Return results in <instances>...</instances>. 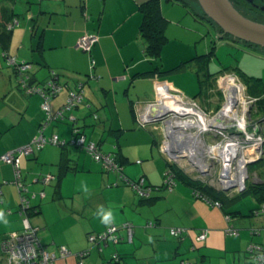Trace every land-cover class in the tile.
I'll use <instances>...</instances> for the list:
<instances>
[{"label": "crops", "instance_id": "0c3cea01", "mask_svg": "<svg viewBox=\"0 0 264 264\" xmlns=\"http://www.w3.org/2000/svg\"><path fill=\"white\" fill-rule=\"evenodd\" d=\"M145 1L0 0V9L5 7L12 11L19 21L11 30L8 41L3 47L0 45V93L3 92L0 94V157L28 145L48 118L47 112L41 109L43 96H25L18 88L16 77L8 68L7 57L32 63L31 75L39 83L47 80L49 71L53 70L63 88L49 102L53 120L46 125L45 137L56 136L59 141L70 142V117H76L85 136V145H97L98 151L115 160L119 169L106 171L84 147L72 145L64 147V157L62 148L54 145L19 157L21 180L27 189L25 196L34 209L32 214L23 216L38 229L36 236L41 245L56 255L52 264H247L248 246H264V215L251 214L261 204L249 196L253 200L249 204V213L242 214L244 210L239 208L229 223L237 234L228 236L223 220L225 214L220 207L200 200L179 181H175L171 191L165 188L168 160L161 151V139L156 141L151 135L154 129L150 125L142 126L137 119V113L154 101L155 88L160 83H168L181 95L195 99L207 112L216 110L221 99L211 100L209 93L216 94L217 91L210 81L203 85L206 93L203 95L197 76L196 80L191 79L185 66L173 70L196 58L195 54L188 60L176 57L168 63H164L163 58L154 61L144 54L138 30L142 20L139 5ZM159 2L162 15L168 20L166 46L171 35L178 36L171 26H175L180 18L189 29L176 25L179 35L194 33L195 24L199 29L196 21L202 19L192 9H189L194 18L191 20L185 12V5L169 0ZM213 29L221 36L215 27ZM84 34L96 37L89 55L76 47ZM217 39L231 41L223 36H217ZM182 46L184 50H191L186 44ZM255 50L264 56V49ZM257 60L261 61L255 57L250 68H238L239 75L244 77L240 76L243 82L246 76L252 77V72L259 69ZM92 62L94 68L90 69ZM90 74L97 77L95 81L88 80ZM208 74L216 75L210 70ZM186 80L192 84H187ZM79 83H83L82 104L70 113L63 112L62 118L56 117L66 102L68 90H74ZM159 158L164 161L162 165ZM177 166L187 173L184 166ZM45 175L56 178L49 177L46 183L43 181ZM77 177H84L89 181L87 185L98 187L97 191L95 187L90 190L87 197L79 192L85 198L82 206L74 201L71 205L63 202L75 196L76 192L71 194L69 190ZM138 179H143L152 189L149 197L141 198L124 183V180ZM13 181L12 166L0 162V211L5 213L8 221L7 225L0 224V264H6L1 248L5 236L24 229V217L19 213L20 193ZM164 190L165 200L170 203L167 211L176 219L171 226H164V215L147 213L149 207H157ZM32 194L35 196L31 197ZM240 199L229 201L227 209L229 204ZM176 201L187 204L183 213L179 212ZM216 208L219 212L214 210ZM102 210L112 211V223L105 225L101 222ZM193 212L199 214L197 220L195 214L190 217ZM244 217L251 223L241 220ZM126 224L131 225V230L125 227ZM110 225L117 228V243L109 242L101 251L88 243V235L102 233ZM171 229L183 230L182 236L177 237L178 242L167 237ZM203 233L205 239L199 241L198 237ZM61 247L70 252L69 257H59ZM86 251V256H79ZM114 256L118 263L112 261Z\"/></svg>", "mask_w": 264, "mask_h": 264}, {"label": "built area", "instance_id": "2783aa9c", "mask_svg": "<svg viewBox=\"0 0 264 264\" xmlns=\"http://www.w3.org/2000/svg\"><path fill=\"white\" fill-rule=\"evenodd\" d=\"M17 25L18 23L14 21L11 26ZM95 42L96 37L84 34L77 41L76 47L89 52ZM8 63L14 65L22 75H25L24 72L29 68L23 63L16 65L12 57L8 58ZM25 80L26 78L20 80L22 90L26 95L43 96L41 109L47 112L48 118L47 123L38 128L37 134L28 145L0 157V162L12 166L13 183L20 193L19 213L21 216L26 214L29 201L25 196L27 189L21 180L19 157L30 155L46 145L63 146L66 144L64 141H59L56 136L45 137L46 125L53 120V116L49 113V98L41 89L29 87ZM90 80H94V77L91 76ZM50 84L48 83L49 86ZM51 88L52 95L59 91V88L54 89V85ZM214 88L220 94L219 106L216 110L207 112L199 106L195 99L181 95L168 83H160L155 88L154 101L146 104L137 113V119L142 126L150 125L154 131L157 130H155L156 125H159L160 148L169 165L177 166L178 159H186L188 170L198 174L202 180H208L210 187L224 192L226 196H231L229 193L233 191V196H235L246 188L250 165L264 157V113L259 118H253V113L258 111V100L248 94L245 84L236 74L218 75ZM81 101V94L70 93L66 105L56 117L62 118L63 112L70 110ZM156 120L159 121L153 123ZM70 121H74L73 117H70ZM72 134L75 139L71 143L84 147L87 153L95 161L100 162L106 171H118V165L109 156L101 155L94 144L85 145V137L79 134L78 129L74 128ZM49 177H44L43 181L47 183L51 178ZM164 178L165 188L171 191L175 185V178L168 166ZM131 187L140 197L145 198L149 197L152 191L145 185L143 179L132 182ZM34 196V194L31 195V197ZM213 206L220 207V204L214 203ZM254 214L255 216L264 215V202L254 211ZM23 217V231L9 233L2 241L1 248L6 264H52L56 256L50 254L41 245L36 236L38 229L29 224L27 217ZM230 221L231 218L226 216L228 223L226 234L235 236L237 233L229 224ZM125 227L131 230L130 224H126ZM182 232V229H171L170 235L179 237ZM204 239V233L198 237L199 241ZM118 240L117 228L114 225L108 226L102 233L87 236L88 243L98 247L100 251L109 242L117 243ZM246 252L247 264H264V246L251 244ZM87 254L88 251L80 253L79 256ZM67 256H70V252L61 247L59 257ZM112 261L117 262V258L114 256Z\"/></svg>", "mask_w": 264, "mask_h": 264}, {"label": "trees", "instance_id": "16d2710c", "mask_svg": "<svg viewBox=\"0 0 264 264\" xmlns=\"http://www.w3.org/2000/svg\"><path fill=\"white\" fill-rule=\"evenodd\" d=\"M169 1L173 2V3L174 2L181 3V4L185 5V6L188 5V3L185 2L186 0H169ZM139 11L141 13L142 20H141V23H140V26H139L138 34H139V37L142 40V44H143V48H144V54L148 58H150V59H152L154 61H159L161 59L162 49H163L164 45L168 42V38L166 36V28L168 26V20L162 15L161 6H160L159 0H146L145 2H143V3H141L139 5ZM200 16L202 17L201 19H203L204 21L209 23V21L205 18V15H204L203 12H201V10H200ZM14 21H16L17 23L19 22L17 17H16V15L12 11L7 10L5 7H2L0 9V45H1V47H3L5 42L8 41L10 33H11V30L15 27V26H11ZM209 24L211 25L212 23L210 22ZM216 30H217V32L220 35L222 34V32L220 30H218L217 27H216ZM223 38H227V39L229 38L230 39V37H228L227 35L223 36ZM95 43L91 46L89 52L82 51L81 49H78V51H81L82 53L89 55L90 52H91V49L93 48ZM242 44L244 46L252 48V50L256 51L255 49L257 47L248 46V45H246L244 43H242ZM212 48H214V47H212ZM257 49H260V48H257ZM3 54H5V53H3ZM209 55H211V52L208 53V54H205V55L198 56V57H196V58H194V59H192V60H190V61H188L186 63H183L182 65L177 66L173 70L182 69V67H184L186 64H188L191 61L195 62L197 64L196 75H197V78H198V82L200 84V90H201L200 94H202V91L205 88L204 86H206V83L208 81H210V83L212 84V87L215 86L216 77L218 75H220V74H223V73H234L243 82V80L240 77L241 75H239L240 74L239 73L240 69H238L237 67H232V69L231 68L230 69L229 68H225V69H222L221 71H219L216 75H209L208 74V69H207V62H208ZM8 58L9 57H7V60H6L8 68H10L13 71V73L15 74L16 80L18 81L19 79L21 80V79H25L26 78V80H25L26 84L29 87H34V88L41 89L44 92L45 96H47L49 98V102L56 94H58L62 90L63 86L61 84H59L58 75H57V73L55 71L50 70L49 71V78L47 80H45L43 83H39L31 75L32 63L25 62V61L18 62L14 58L15 62H16V65L17 64L19 65V64L23 63V64L29 66L28 70L26 72H24L25 75H22V74L19 73V70H17L15 68L14 65H10L8 63ZM90 61H93V60H90ZM157 67H159V66H157ZM93 68H94V64L90 63V69H93ZM155 70L156 69H154V71ZM235 71H237L238 73L235 72ZM163 72H166V71H163ZM91 75L92 74H90V77H91ZM87 76H89V74ZM90 77H87L88 80H90ZM96 78L97 77L95 76L94 80H91V81H95ZM245 78H246L244 80L245 83L244 82L243 83L245 84V86L247 88L248 94L251 97H253V98L258 100L257 101V108L260 111L264 110V83L262 82L261 79H258V78H255V77H247L246 76ZM199 79H202L203 81H200ZM20 80L18 81V88L24 93V91L21 88ZM48 83H51L50 86L48 85ZM82 84L83 83L77 84V88H75L74 90L69 89L68 90V94H67V99H68V96H69L70 93L81 94L82 95V89H81ZM52 85H54V87H55L54 89L59 88V91L56 92L53 95L51 94V91H52L51 86ZM35 95H39V94H35ZM25 96H28V95L25 94ZM67 99H66V102H67ZM83 99H84V97H82V100ZM66 102H65L64 105H66ZM81 104H82V101L77 103L75 106H73L67 112L70 113V112L74 111ZM73 120L74 121L71 124L72 125V130L74 128L78 129L79 134H82V131H81L80 127L76 123L77 118L73 117ZM74 139H75L74 135L72 134V138L70 139V142L64 144L63 146H59L63 150L62 151V156L63 157L65 156V153H66L65 149H64V147L66 145H72V146L78 147L75 143H71ZM46 146H44V147H46ZM95 146L97 147V145H95ZM42 149H44V148H42ZM41 150H39V151H41ZM97 150H98V147H97ZM98 152L101 155H103L100 151H98ZM103 156H105V155H103ZM113 161H115V160H113ZM65 164L66 163L63 160L64 168L66 167ZM167 166L172 170V172L174 174L175 181H179V182L185 184L186 186H188L192 190L194 195L197 198H199L200 200H202V201H204V202H206V203H208V204H210L212 206L214 205V203H219L220 204V209L223 211L225 216H229L230 218L231 217H236V212L228 211V209L226 207V204L229 201H233L234 199L242 198V197L248 195V196L253 197L259 204L264 202V183L247 182L246 183V188H245V190L242 193L237 194V195L233 196V198L231 197L229 199L227 196L225 197V195H223V193H221L219 191H216L212 187H210V185H208L206 181L195 179L191 175L185 174L176 165L167 164ZM255 167H256V169L258 168L260 172L262 171V173L260 174V177L264 176V157L260 161L250 165V167L248 168V171L251 173V171ZM137 181H124V183L129 185V186H131L132 182H137ZM135 193L137 194L136 191H135ZM141 198H145V197H141ZM255 210L251 211L252 215H254V211ZM32 212H34V209L29 206L27 208V210H26V213L28 215H30V214H32ZM169 235H170V231H169ZM175 238H177V237H175ZM178 238H180V237H178ZM96 248L98 249V247H96ZM247 259H248V256H247ZM118 262H119V260H117V263Z\"/></svg>", "mask_w": 264, "mask_h": 264}, {"label": "rangeland", "instance_id": "374dc122", "mask_svg": "<svg viewBox=\"0 0 264 264\" xmlns=\"http://www.w3.org/2000/svg\"><path fill=\"white\" fill-rule=\"evenodd\" d=\"M185 2L188 3L187 7L185 6V8H186L185 12L187 13V16L189 17V19L190 18H191V20L194 19L191 11L189 9H192L195 12L196 16L202 18L200 16V8H199L196 0H186ZM181 20H182V18H180L177 21L176 25L179 28H182V29L186 28L188 30L189 28L187 27L185 21H181ZM196 22H197V24H199V26H198L199 29L196 28V24H195L194 25L195 31H193L194 33H191V34L188 33L187 35H179V30H178L177 26L176 25L171 26V29H175V32H176V34H178V36L174 37V35H171L172 39L169 41V44H167V46L164 45L166 47H163L162 53H161V58H163L164 63H168L170 60H172L173 58H176V57L178 59L183 58L181 60L184 61V60H188V58H191L190 56L196 55L198 57V55L201 56V55H205V54H208L211 52V55H209V58H208L207 68H208V70H210L211 74H217L219 71H221L222 67L228 68V66H229V67L240 68L241 66H243L246 68H250L251 62L254 61V58L256 57V58L261 60V61L257 60L259 63L258 66H260V67H259V69H255V71L252 72L254 74V75H252V77L261 78L262 82H264V56L261 53H259L258 51H253L249 47L246 48V46H244L242 43H238V42L234 43L230 40L225 41L223 39L218 40L217 35L213 29L214 27L212 25L203 21V19L201 21H196ZM260 23L264 24V20L260 21ZM187 24H188V22H187ZM175 38H178L180 41L176 40ZM189 43H191V45ZM182 44H186L192 51L191 50L190 51L184 50V47L182 46ZM212 47H214V48H212ZM178 59H176V60H178ZM185 66H186L185 70L187 71L186 72L187 75H189V77H191V79L196 80L197 64L195 62L191 61L188 64H186ZM3 68L8 69L6 67H3ZM241 77H243V76L241 75ZM199 80L203 81L202 79H199ZM18 81L16 82V85H18ZM196 82L197 81H195V83ZM186 83L192 84V82L190 80H186ZM206 85H207V83H206ZM2 93H0V94H2ZM202 94L205 95L206 93L203 91ZM209 96L212 97V99H211L212 101L216 100V98L219 99V97H220V95L219 94L217 95V93L216 94L209 93ZM263 113H264V110H262V111L259 110L257 112H254L253 118H256V117L259 118L263 115ZM155 130L156 131H154L151 135L153 137H155V139H157L156 141L159 142L161 139L159 125H156ZM160 159L161 158H159V164L162 165L164 163V161L162 159L161 160ZM161 161H162V163H161ZM186 162H187L186 159H178L177 164L179 166H182V167L184 166L183 164H185V166H184L185 171L189 175H191L195 179L202 180L198 174L193 173L191 170L187 169ZM189 164H190V162H189ZM181 171H183V170H181ZM261 173H262V171L260 172L258 168L256 169V167L253 168L251 173L248 171L247 182L264 183V176L260 177ZM87 181L88 180L85 179L84 177H82V178L77 177V179L74 180L75 185L70 184V190H69V191H71L70 192L71 194H72V192H74V193L76 192L75 196L72 195L71 197H69L70 199L68 201L63 200V202L71 205L74 201V204L82 206L84 204L83 202H84L85 198L82 197L81 193H79V192H82V194L85 195V197H87V196H90L91 191H93L94 190L93 188L95 187L94 185H87L86 184ZM203 181H206L208 185H211L210 182L208 183V180H203ZM97 189H98V187H95V191H97ZM165 193H166V191L164 190L162 193L163 198L159 199L156 203L157 207H155L156 205L154 207H149V209L147 210V213H150V214L160 213L159 216H161V217L164 215V221H165L164 226H171L172 223L176 222V219L174 218V216L172 214H170L169 211H167V210H169L170 203L167 200H165L166 199ZM229 194L231 196H233L234 192L231 191ZM177 202L178 201H176L175 203H177ZM201 203H203V202H201ZM250 203H253L252 198H250L249 196H244L243 198L238 200L236 203L234 202V204H229L228 210H232L233 212H237L238 210H240L239 208H243L244 212L242 214H248L249 213L248 210H250L249 209ZM206 205L209 206L208 204H206ZM186 206H187V204H184L181 202L177 203V208H178L179 212H181V213H183L184 210L187 208ZM212 209L213 208H211V209L209 208V210H212ZM214 210L219 212V209H217V208ZM197 213H200V212H197ZM194 214H195L194 212L191 213L190 217H192ZM195 215H196L195 218L197 220L199 214H195ZM225 218H226L225 215H223V220H224V225H225L224 227L226 229L228 227V223L226 222ZM234 218L235 217H233V220H234ZM241 220H244L247 224L251 223V220L247 217L241 218ZM30 223H31V225H33V223L31 221H30ZM167 237L169 239H172V241H174V242H178L177 238L170 236L168 233H167ZM168 238H166V239H168ZM256 238H257V236H256Z\"/></svg>", "mask_w": 264, "mask_h": 264}, {"label": "water", "instance_id": "95a60500", "mask_svg": "<svg viewBox=\"0 0 264 264\" xmlns=\"http://www.w3.org/2000/svg\"><path fill=\"white\" fill-rule=\"evenodd\" d=\"M245 1L252 2V0ZM196 2L209 23L211 22L215 29L217 27L222 32L221 36L217 35L218 38L227 35L231 41L264 49V24L239 13L229 0H196ZM157 121L159 120L153 123ZM51 177L55 178L53 175Z\"/></svg>", "mask_w": 264, "mask_h": 264}, {"label": "flooded vegetation", "instance_id": "af4514ba", "mask_svg": "<svg viewBox=\"0 0 264 264\" xmlns=\"http://www.w3.org/2000/svg\"><path fill=\"white\" fill-rule=\"evenodd\" d=\"M229 1L235 7V9L245 17L258 23L264 20V0H252V2L250 3L246 2L245 0H229ZM219 192L226 195L222 191Z\"/></svg>", "mask_w": 264, "mask_h": 264}, {"label": "clouds", "instance_id": "9594fccd", "mask_svg": "<svg viewBox=\"0 0 264 264\" xmlns=\"http://www.w3.org/2000/svg\"><path fill=\"white\" fill-rule=\"evenodd\" d=\"M101 222L105 225H108L113 222V213L112 211H103L100 216ZM8 221L6 219L5 213L0 211V224L7 225Z\"/></svg>", "mask_w": 264, "mask_h": 264}, {"label": "bare ground", "instance_id": "6f19581e", "mask_svg": "<svg viewBox=\"0 0 264 264\" xmlns=\"http://www.w3.org/2000/svg\"><path fill=\"white\" fill-rule=\"evenodd\" d=\"M225 174H227V173H225Z\"/></svg>", "mask_w": 264, "mask_h": 264}]
</instances>
